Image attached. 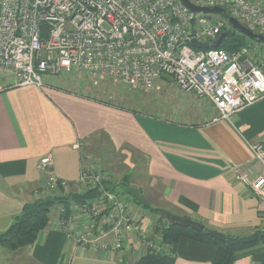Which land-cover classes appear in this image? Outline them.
I'll use <instances>...</instances> for the list:
<instances>
[{
	"label": "crops",
	"instance_id": "obj_1",
	"mask_svg": "<svg viewBox=\"0 0 264 264\" xmlns=\"http://www.w3.org/2000/svg\"><path fill=\"white\" fill-rule=\"evenodd\" d=\"M252 59L261 64L264 53ZM62 80L47 79L41 88L13 86L0 74V233L26 203L61 194L44 190V175L37 168L43 155L53 157L56 175L76 179L84 167L94 166L95 159L85 151L100 135L111 145L104 152L128 156L123 160L128 169L123 178L130 174L131 185L124 193L135 212L138 190L133 185L141 160L146 187L155 196L160 191L165 206L177 216L236 237L262 230L264 204L237 178V170L252 176L264 171L250 148L253 142H264V98L240 110L231 122L214 121L217 110L208 98L182 90L169 76L141 93L140 101L148 107L145 112L75 92L80 82L61 84ZM75 143L81 148L76 149ZM144 211H137L142 228L158 235L152 212ZM133 237L119 251L87 250L51 226L29 246L0 247V264H134L146 250ZM175 250L176 264H214L217 249L181 238ZM234 264H264V244L240 255Z\"/></svg>",
	"mask_w": 264,
	"mask_h": 264
},
{
	"label": "built area",
	"instance_id": "obj_2",
	"mask_svg": "<svg viewBox=\"0 0 264 264\" xmlns=\"http://www.w3.org/2000/svg\"><path fill=\"white\" fill-rule=\"evenodd\" d=\"M191 1L222 7L264 34L261 2ZM205 14L182 0H0V74L13 86L41 88L47 79L76 73L147 91L169 76L182 90L208 98L217 110L212 120L231 122L240 110L264 98V61L250 57V43L233 51L193 46L194 38L211 42L225 31L224 18ZM74 147L80 149L81 143ZM250 148L264 166V142H253ZM37 168L47 192L100 191L97 198L69 204L71 208L55 206L52 226L77 246L119 251L132 236L145 250L155 246L126 193L112 189L109 172L84 167L78 178L68 180L53 171L51 154L43 155ZM237 178L264 204V171L252 176L238 169Z\"/></svg>",
	"mask_w": 264,
	"mask_h": 264
},
{
	"label": "trees",
	"instance_id": "obj_3",
	"mask_svg": "<svg viewBox=\"0 0 264 264\" xmlns=\"http://www.w3.org/2000/svg\"><path fill=\"white\" fill-rule=\"evenodd\" d=\"M228 31V35L223 39L219 47L228 51H233L248 45H254L255 40L246 34L234 28L230 23L224 27ZM107 171L106 169H102ZM130 174L122 177L121 181L116 185L112 184V189L123 190L129 186L128 178ZM100 194L99 190H90L85 193H77L71 191L69 194L46 195L37 198L24 205L21 213H19L12 224L2 233H0V243L11 250H17L33 244L40 232L51 227L49 210L53 206L63 203L69 204L71 200L85 201L87 198H97ZM151 212V207L145 204ZM158 209V208H157ZM157 209L155 212H157ZM154 221V231L161 235L164 246L146 250L134 264H176V246L181 238H189L216 246V254L213 259L214 264H234L236 259L246 253L248 250L257 245L264 244V230H259V237L256 240L239 243L232 240V235H226V239H219L206 234L204 231L196 230L191 226H184L179 222L184 218L177 215L161 216ZM166 248V249H165Z\"/></svg>",
	"mask_w": 264,
	"mask_h": 264
},
{
	"label": "rangeland",
	"instance_id": "obj_4",
	"mask_svg": "<svg viewBox=\"0 0 264 264\" xmlns=\"http://www.w3.org/2000/svg\"><path fill=\"white\" fill-rule=\"evenodd\" d=\"M208 14V15H207ZM208 17H222L226 20V26L229 25V21L221 14L219 13H207ZM264 42L256 41L255 45L251 46V51H250V57L254 58L255 55H259L261 53H264ZM63 80L61 81V84H67L68 82L72 83H79V90H75V92H80L83 94L89 93V95H92L95 98H100V99H106L111 102H118L121 105H124V107H129V108H136L139 111H144L147 110V104L142 103L143 101L141 100V93H146L147 90H138V89H132L129 86H126L124 84H121L120 82H112V81H106V82H95V80L90 79L88 76H82L76 73H71L69 75L62 76ZM61 77V78H62ZM51 81V80H49ZM136 102L138 104H136ZM139 102H141L139 104ZM97 139V140H96ZM95 140L90 142L88 148L85 151V154L91 155L95 159L94 166L98 168H105L107 172H109L112 177H113V182L110 184H117L118 182L121 181V178L123 175L128 172V169L126 165L124 164L123 160L125 157H128L125 154L122 153H115V154H109V152H104L103 150L105 148H108L110 150L111 145L108 140H105L100 136H98ZM103 139V140H102ZM102 145V146H101ZM138 159L137 154H136V160ZM139 162V168L136 170V179H134V176L130 178L131 183L132 180L134 179L135 181V186L138 191H136V196L138 199V204L136 208V212L138 211L140 214L142 212H145L146 208L144 207V201L148 202V205H150L151 210H152V220L154 221L156 218H159L161 216H166V215H176L174 214V211L171 209H168L165 205L167 204L165 201H162V195L160 191L158 192V196H155L156 194L154 192H150V188L148 186L146 187V179L144 178L145 176V171H144V161H138ZM132 175H134L133 172H131ZM129 186L131 184H128ZM125 189V188H124ZM78 201L71 200V203H75ZM69 204L63 203V205L68 206V208H71ZM54 207V208H53ZM49 210V218H50V224L52 226V219L55 217V209L57 207L53 206ZM53 208V209H52ZM158 208V209H157ZM148 209V208H147ZM157 209V212L155 210ZM151 216V215H150ZM54 221V220H53ZM155 222V221H154ZM155 234V233H154ZM150 238L154 240L155 246L153 248H157L160 245L162 247L164 246V243L162 241L161 236L158 235H150ZM2 249L4 248L3 244L0 243ZM6 247V246H5ZM9 249V248H8ZM149 249V248H148ZM166 249V248H165ZM4 250H7L4 248ZM11 250V249H10ZM147 250V249H146ZM17 259L21 258L22 256L17 255ZM15 259V261H17Z\"/></svg>",
	"mask_w": 264,
	"mask_h": 264
},
{
	"label": "water",
	"instance_id": "obj_5",
	"mask_svg": "<svg viewBox=\"0 0 264 264\" xmlns=\"http://www.w3.org/2000/svg\"><path fill=\"white\" fill-rule=\"evenodd\" d=\"M182 1L188 7H190L193 11L202 12V13H206V14L207 13H219V14L223 15L229 21V23L234 28L239 30L240 32L246 34L247 36H249L251 39H253L255 41L264 42V34L254 32L251 29L247 28L238 19H236L235 17L228 14L226 9H224L222 7L199 6V5H196L195 3H193L191 0H182ZM227 35H228V31L225 30L215 40H213L211 42L210 41H201V40L194 38V39H192L191 44L197 48L218 47V46H220L223 39ZM179 222H181V224L184 226H191V227L195 228L196 230L204 231L206 234H208L210 236H213V237H216L219 239H223V240L226 239V234H223V233H220V232H217L214 230H210L204 224H202L198 221L192 220L190 218H182L179 220ZM258 237H259V232H254L253 234H250L247 236H240V237L233 236L232 240L239 242V243H245V242H250V241L256 240Z\"/></svg>",
	"mask_w": 264,
	"mask_h": 264
}]
</instances>
